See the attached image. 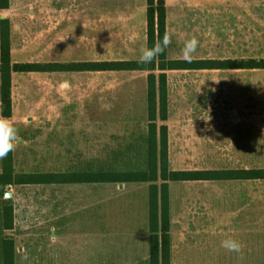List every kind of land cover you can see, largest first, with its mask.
<instances>
[{
  "label": "rangeland",
  "instance_id": "1",
  "mask_svg": "<svg viewBox=\"0 0 264 264\" xmlns=\"http://www.w3.org/2000/svg\"><path fill=\"white\" fill-rule=\"evenodd\" d=\"M52 2L11 0L6 17L23 23L14 40L18 60L47 63V19ZM67 2L70 12L78 3L83 5L82 15L89 19L96 15L95 0ZM193 2L204 4L198 21L190 8ZM103 5L105 15L113 12L119 18L134 15L137 22L142 16L146 20V0H103ZM168 5L169 60H188L181 50L193 37L199 46L191 60H264V0H168ZM207 5L216 6L214 25L208 23ZM111 26L104 24L102 49L98 40L97 50L89 30L81 40L83 50L78 57L94 62L139 60L147 44L144 32L129 23L117 24L115 30ZM102 75L87 74L80 79V105L66 107L56 122L48 120L53 107L46 73L12 78L14 115L23 119L14 123L19 136L14 151L18 179L67 173L87 180L98 174L148 171L150 72ZM167 76L170 115L187 120L172 126V170H264V70L169 71ZM252 83L258 85L257 90ZM257 114L258 120L252 118ZM209 115L225 118L226 128L214 133ZM252 183L248 191L242 181L170 183L175 241L202 243L187 249L189 264H212L208 262L209 229L225 230L217 234L221 240L240 241L239 232L250 219L261 218L264 225V180ZM150 185L7 187L12 198L0 195V205L3 199L12 202L16 225L6 236L14 240L19 252L17 264H150L148 247L145 249V235L147 244L150 239ZM55 250L60 254L54 257ZM180 259L175 257V264H184ZM238 260L227 256L225 263L216 264H244Z\"/></svg>",
  "mask_w": 264,
  "mask_h": 264
},
{
  "label": "trees",
  "instance_id": "2",
  "mask_svg": "<svg viewBox=\"0 0 264 264\" xmlns=\"http://www.w3.org/2000/svg\"><path fill=\"white\" fill-rule=\"evenodd\" d=\"M11 8V0H0V10ZM167 33V0H147V46L164 41ZM168 46L152 63L114 61L101 63H22L13 64L11 22L0 20V102L2 118L13 117L12 76L14 73H77V72H150L148 77V171L98 174L95 179H79L73 174H30L19 177L15 172L14 150L2 159L0 174L1 197L5 189L18 185H62L78 183L125 184L151 183L149 188L150 264L171 263L170 183L264 180V170L174 171L169 161V71H236L264 70V60L215 61L169 60ZM160 72V75L156 73ZM160 123V125H159ZM161 182V184H159ZM1 199V198H0ZM4 200V201H3ZM0 207V264H15L16 247L6 236L14 229V209L11 200L3 199Z\"/></svg>",
  "mask_w": 264,
  "mask_h": 264
},
{
  "label": "crops",
  "instance_id": "3",
  "mask_svg": "<svg viewBox=\"0 0 264 264\" xmlns=\"http://www.w3.org/2000/svg\"><path fill=\"white\" fill-rule=\"evenodd\" d=\"M68 1V0H67ZM67 1H60V0H54V2L51 3V11L49 12L48 17V24L50 25L47 30V54H48V60L47 63L49 64H70V63H101L105 61H99L96 60V62L92 61H86L84 59H80V54L83 50V45L81 44V40L85 39L88 31L90 30L92 39H95V49L98 48L97 41H100L99 48L102 49V40L104 35V24L112 25L111 28L115 30L117 27V24L120 23H129L132 26L136 28V26L139 27V30L141 32H144V37L147 39V0H146V9L144 8V11L146 12V20L142 18L139 22H137V18L133 16H127L126 18L114 16L113 12H111L110 15H105L104 12V5L103 0H95V17L88 18L82 15L83 5L78 4L80 3V0H76L77 5L72 6L71 12L68 10L70 9V5ZM181 6L183 4L181 3ZM201 6H204V4L201 5L199 2H193V5L190 7L192 9V15H197V21L200 19V12H201ZM76 8L74 11L73 8ZM186 8L183 6V9ZM209 8V9H208ZM215 5H207L206 9L207 14L209 16L207 17L208 23L215 24L217 22V11H216ZM226 8V7H225ZM170 7L168 5L167 0V33L168 37L170 38ZM211 9V10H210ZM10 10V9H9ZM7 11H1L0 10V20L1 19H9L6 17ZM35 16H31V20L34 19ZM10 20V19H9ZM21 21L23 19H20ZM122 20V21H121ZM11 43H12V61L13 64H22V63H39L37 60H28V61H21L16 58L15 55V44L14 40L17 38V30L22 28V25H19L18 23H15L14 21H11ZM91 24V27L88 25ZM90 28V29H89ZM134 32H136L134 30ZM27 48V47H24ZM144 50H147V44L144 46ZM1 57V52H0ZM114 61H139V60H133V59H113L109 60L107 62H114ZM138 72V71H135ZM104 72H52V73H46L48 76V89L51 92V99H52V107H53V116L49 117L48 120H53V122H56L59 117L58 115H61L59 112H63L66 107L73 105H80V97L79 94L81 93L82 84L80 83V79H85V76L87 74H95V75H101L103 76ZM115 73V72H111ZM117 73H123V72H117ZM134 73V72H133ZM146 73V72H145ZM23 73H14L12 78L14 79V76L20 75ZM29 75H42V73H29ZM14 83L12 82V86ZM236 85L232 86L235 87ZM252 88L256 89L258 88V85L256 83H252ZM101 88H103V84H101ZM68 95H71V98L68 99ZM64 96V102H60L62 97ZM168 99H169V83H168ZM13 100V97H12ZM14 104V103H13ZM1 110V109H0ZM257 113V112H255ZM51 115V114H50ZM148 116V115H147ZM178 116V117H177ZM232 117H235L233 115ZM259 117V114L252 115V118ZM0 118L2 116L0 115ZM10 120V123L13 127H15L14 123L16 120H23V119H17V117L14 115V105H13V117ZM209 120L211 122V128L215 131L218 129H224L226 128V120L225 118H222L221 115H209ZM255 120H258L257 118ZM187 121V120H185ZM182 118V115H170V106H169V115H168V121L167 126L169 129V148L171 144L172 139V126L175 124L183 123L185 122ZM189 121V120H188ZM149 124V121H148ZM160 125V123H159ZM231 125H227V129H229ZM15 151V148H14ZM243 182V188L245 191H248L252 187V182L258 181V180H240ZM237 181V182H240ZM218 182H228V181H218ZM215 183V182H214ZM126 184V183H125ZM170 196H171V189H170ZM172 199V197H171ZM170 199V201H171ZM171 213V212H170ZM248 213V212H247ZM256 216L260 215L257 212L254 213ZM261 221V222H258ZM16 225L15 218H14V226ZM214 228V227H213ZM15 229V228H14ZM13 229V230H14ZM12 230V231H13ZM183 232V231H182ZM186 232V231H184ZM223 232H226L225 230L219 231L217 229H209L208 233V262L212 264L216 263H225V259L227 256L231 257H239V263L244 264H263L264 263V225L262 223L261 218L258 220V218H252L249 222H247L246 225H244L240 230L241 240L238 241L241 244V251L240 252H231L227 251L223 246L222 242L224 240H221L220 238H217V234H221ZM145 249L148 247V255L150 260V239L147 244V234L145 235ZM151 236V235H150ZM171 263L175 264V257H180L182 263L189 264L191 262V257L188 255V248H198L201 247L202 243H196L194 241L189 242L188 240H182V242H176L174 238V228L173 223L171 221ZM53 248H57L56 246H53ZM20 252L24 253L25 248H22ZM19 253V252H18ZM18 253H15V264H17L18 261ZM52 256H57L60 254V252L52 251ZM195 253V252H194ZM147 259V258H146ZM179 260V261H180ZM237 261V262H238Z\"/></svg>",
  "mask_w": 264,
  "mask_h": 264
},
{
  "label": "clouds",
  "instance_id": "4",
  "mask_svg": "<svg viewBox=\"0 0 264 264\" xmlns=\"http://www.w3.org/2000/svg\"><path fill=\"white\" fill-rule=\"evenodd\" d=\"M170 43V38L165 37L158 45H154L152 49L142 51L139 62L143 64L152 63L160 55L164 53L165 48ZM199 46V41L193 37L186 41L181 54L188 60H191ZM19 140L18 130L12 126L8 118H0V159L5 158L15 148ZM222 246L231 252H240L241 244L235 240H227L222 242Z\"/></svg>",
  "mask_w": 264,
  "mask_h": 264
},
{
  "label": "water",
  "instance_id": "5",
  "mask_svg": "<svg viewBox=\"0 0 264 264\" xmlns=\"http://www.w3.org/2000/svg\"><path fill=\"white\" fill-rule=\"evenodd\" d=\"M12 198V194L11 193H8L7 194V199H11Z\"/></svg>",
  "mask_w": 264,
  "mask_h": 264
}]
</instances>
